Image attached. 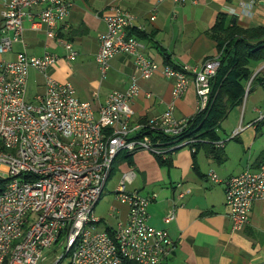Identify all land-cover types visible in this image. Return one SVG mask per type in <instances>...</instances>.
<instances>
[{
    "label": "built area",
    "instance_id": "built-area-1",
    "mask_svg": "<svg viewBox=\"0 0 264 264\" xmlns=\"http://www.w3.org/2000/svg\"><path fill=\"white\" fill-rule=\"evenodd\" d=\"M72 2L9 0L4 23L12 34L0 40V52L23 39L25 19L33 18L30 9L41 5L34 25L45 26L48 38L67 50L69 60L75 59L78 51L62 34L69 28ZM103 18L107 29L99 35L96 58L102 77L107 76L114 56L133 55L143 78L158 71L174 78L172 101L162 114L132 124V100L140 92L135 77L126 90L109 92L96 111L92 101L78 96L71 82L50 75V68L59 60L57 53L34 56L21 52L14 61L0 62V264H42L45 251L55 245L63 253L54 264H162L173 249L169 232L149 223L148 206L157 194L144 195L129 188L137 175L134 166L122 173L116 187L117 198L129 206L126 223L119 222L112 231H98L100 220L94 210L120 153L132 155L146 149L164 154L198 140L187 134L191 116L175 117V103L193 83L197 112L206 110L220 60L207 59L201 67H160L145 53V44L127 34L134 22L131 12L115 6ZM32 68L42 75L44 91L35 95V101H28ZM93 97L99 100L98 92ZM260 121H264V108L259 110ZM244 129L239 126L232 137ZM149 131L169 135L172 144L162 146ZM210 176L221 182L215 172ZM224 182L233 230H241L250 223L254 201L264 198V163ZM175 217L172 207L164 221Z\"/></svg>",
    "mask_w": 264,
    "mask_h": 264
},
{
    "label": "crops",
    "instance_id": "crops-1",
    "mask_svg": "<svg viewBox=\"0 0 264 264\" xmlns=\"http://www.w3.org/2000/svg\"><path fill=\"white\" fill-rule=\"evenodd\" d=\"M8 1L0 0V40L12 34L4 23ZM72 1L69 28L62 34L78 51L75 59L69 60L67 50L56 39L48 38L45 26L34 25L42 9L39 5L30 9L33 18L25 19L23 39L15 41L10 50L0 52V62L14 61L21 52L34 56L57 53L59 60L50 68V75L60 82H71L78 96L92 101L96 111L105 103L109 92L126 90L135 77L140 92L132 100V124L145 122L167 109L172 101L174 78L161 71L143 78L135 56L125 53L111 59L108 74L102 77L96 59L99 35L107 29L103 16L113 7L120 6L132 13L134 22L127 34L139 38L145 44V53L160 67L166 64L201 67L209 57H219L218 41L207 32L219 18L226 27L249 30L264 26V0ZM241 38L255 47L264 40V33L248 32ZM248 68L251 74L243 83L244 98L231 105L227 117L216 128L215 140L206 141L196 149L190 146L176 149L165 164L146 149L136 151L130 159L117 161V184L122 173L134 166L137 175L129 188L144 195L157 194L148 206L149 223L166 229L173 241V249L162 264H264V198L254 201L250 223L241 230H233L224 182L232 175L246 169L255 170L264 163V121L257 122L259 110L264 108V58L251 59ZM221 75L212 78L213 88ZM30 79L36 83V94L44 91V79L34 68L30 70ZM94 92H98L99 100H94ZM36 94L27 100L35 101ZM197 107L192 83L185 95L176 101L175 117L192 116ZM239 126L245 129L232 137ZM212 171L221 182L212 179ZM117 184L114 191L105 188L106 193H103L112 201L110 218L102 217L104 210L98 208L100 203L95 207V215L100 220L97 225L104 224L98 231H112L119 222L126 223L128 219L129 206L117 198ZM172 207L176 217L165 222L164 216Z\"/></svg>",
    "mask_w": 264,
    "mask_h": 264
},
{
    "label": "trees",
    "instance_id": "trees-1",
    "mask_svg": "<svg viewBox=\"0 0 264 264\" xmlns=\"http://www.w3.org/2000/svg\"><path fill=\"white\" fill-rule=\"evenodd\" d=\"M253 31L264 33V26L249 30L236 28V26L226 27L221 18L218 19L212 29L207 31L211 37L218 41L220 68L217 76L222 75L215 87H212V99L208 108L191 116L190 129L187 134L198 139L189 145L191 148L196 149L197 146L206 141L215 140L216 128L227 117L231 105L242 102L244 98L243 83L251 74L248 68L249 62L251 59L261 60L264 58V40L252 47L245 43V38H241L243 34L246 35V33ZM148 133L154 139H160L162 146L172 144V138L167 134L156 131H149ZM174 152L176 150H168L164 154H154L162 164H165ZM131 156V154L124 152L120 153L114 163L112 175L117 168V161L122 158L130 159Z\"/></svg>",
    "mask_w": 264,
    "mask_h": 264
},
{
    "label": "rangeland",
    "instance_id": "rangeland-1",
    "mask_svg": "<svg viewBox=\"0 0 264 264\" xmlns=\"http://www.w3.org/2000/svg\"><path fill=\"white\" fill-rule=\"evenodd\" d=\"M37 91V87H36V83L30 79V81L28 82V88H27V97L28 99H32V97L34 96V94H36ZM228 123V119L224 121L223 127H225V125ZM117 180H118V174L115 172L111 179H109L107 186H106V191L111 190L114 191V188L117 184ZM105 191V190H104ZM105 191V193H106ZM114 193H112L113 195ZM99 207L98 208H103L104 210V214H102V217L104 219L110 218L108 216V212L110 210V207L112 205V201H110L106 195H103V198L101 199V201L99 202ZM104 227V224H102L101 226L96 227V230H102ZM63 253V249L58 247V245H55L53 247L52 250H46L45 251V256L47 257V259L45 260V262H43V264H54V262L56 261V259L61 256V254ZM67 262V261H66Z\"/></svg>",
    "mask_w": 264,
    "mask_h": 264
}]
</instances>
